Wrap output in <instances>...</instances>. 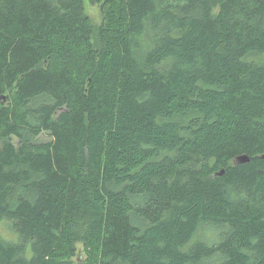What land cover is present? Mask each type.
<instances>
[{
    "label": "trees",
    "instance_id": "1",
    "mask_svg": "<svg viewBox=\"0 0 264 264\" xmlns=\"http://www.w3.org/2000/svg\"><path fill=\"white\" fill-rule=\"evenodd\" d=\"M88 1L0 0V264H264V0Z\"/></svg>",
    "mask_w": 264,
    "mask_h": 264
},
{
    "label": "rangeland",
    "instance_id": "2",
    "mask_svg": "<svg viewBox=\"0 0 264 264\" xmlns=\"http://www.w3.org/2000/svg\"><path fill=\"white\" fill-rule=\"evenodd\" d=\"M84 12L85 14L91 19V21L95 25H99L101 21V13H100V7L99 4L92 3L88 0H84ZM45 138V135L42 136V139ZM209 233H207L205 236L208 237ZM0 235L6 238L7 240H13L15 239L14 235H12L8 228L5 226V224L0 222ZM80 252V250H79ZM81 260L77 259L75 260V264H79Z\"/></svg>",
    "mask_w": 264,
    "mask_h": 264
},
{
    "label": "water",
    "instance_id": "3",
    "mask_svg": "<svg viewBox=\"0 0 264 264\" xmlns=\"http://www.w3.org/2000/svg\"><path fill=\"white\" fill-rule=\"evenodd\" d=\"M236 160H237V162H239V163H246V162L249 161L248 157L245 156V155L238 157Z\"/></svg>",
    "mask_w": 264,
    "mask_h": 264
}]
</instances>
